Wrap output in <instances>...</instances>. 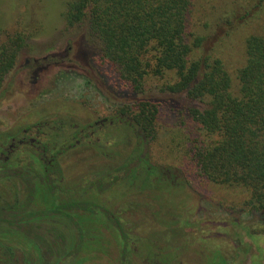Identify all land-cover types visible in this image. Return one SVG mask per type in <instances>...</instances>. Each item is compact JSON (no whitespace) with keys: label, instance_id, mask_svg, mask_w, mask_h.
Segmentation results:
<instances>
[{"label":"trees","instance_id":"16d2710c","mask_svg":"<svg viewBox=\"0 0 264 264\" xmlns=\"http://www.w3.org/2000/svg\"><path fill=\"white\" fill-rule=\"evenodd\" d=\"M247 1L237 0L238 14L217 21L228 26L226 37L261 10L263 0ZM61 8L67 28L86 24L100 47L97 65L112 69L132 98L91 123L39 121L0 134V187L16 182L23 192L0 203V264H85L104 255L93 248L110 234L123 260L133 253V241L94 194L123 180L133 186L140 172L187 186L180 176L186 170L150 160L163 103L148 97L149 84L201 105L170 110L176 128L168 155L200 182L239 189L243 207L264 227V34L245 39V61L233 85L222 60L204 52V37L190 25L192 0H61ZM37 34H7L0 44V90ZM116 131L133 137L127 160L84 188L69 186L62 158L88 148L111 160Z\"/></svg>","mask_w":264,"mask_h":264},{"label":"rangeland","instance_id":"374dc122","mask_svg":"<svg viewBox=\"0 0 264 264\" xmlns=\"http://www.w3.org/2000/svg\"><path fill=\"white\" fill-rule=\"evenodd\" d=\"M240 5L237 0H192L190 16L192 29L205 39L204 52L222 60L233 85L245 61V39L251 34H264L263 0L257 16L225 36L228 26L217 21L237 15ZM61 13V0H0V44L7 34L38 33L27 41L0 90V134H14L39 121L91 123L111 114L115 106L130 102L131 94L112 69L97 65L100 47L90 38L86 24L67 28ZM68 47V59L80 52L76 61L80 70H67L59 64L35 73L33 61L51 64L62 60ZM82 68L87 73H82ZM146 93L163 103L150 160L159 166L170 164L186 170L180 176L187 186H173L158 175L149 180L140 172L134 176L133 186L123 180L108 192L94 194V200L111 210L133 241V249L129 246L133 253H127V261L123 260L121 246L110 234L93 248L104 255L85 264H264V227L257 214L243 207L242 192L200 182L192 168L168 155L167 143L176 128L170 110L201 105L183 96L160 93L155 84H149ZM123 133L115 132L118 142L108 151L111 160L88 148L64 156L61 163L68 185L84 188L123 164L134 147L133 137ZM1 185L0 203L23 194L16 182Z\"/></svg>","mask_w":264,"mask_h":264},{"label":"flooded vegetation","instance_id":"af4514ba","mask_svg":"<svg viewBox=\"0 0 264 264\" xmlns=\"http://www.w3.org/2000/svg\"><path fill=\"white\" fill-rule=\"evenodd\" d=\"M69 50H70V48L68 47L67 48V52L65 53V56H64V58H62V60H57V61H55V62H53L51 64H46L45 62L38 63L36 61H33L35 63V65L37 66V69H36V72L35 73H37V72L39 73L42 69H45L46 67L51 66V65L57 67L59 64L61 65L60 67H62V66H63V68L64 67H67L66 68L67 70H73L75 72L78 71V70H80V68L78 67V65L76 63V61L81 56L80 52L75 53V55H73L72 59H68L67 58V54H70L69 53ZM39 64H44V65H39ZM85 68H82L83 70L81 69L83 71V72L81 71L82 73H87L84 70Z\"/></svg>","mask_w":264,"mask_h":264}]
</instances>
